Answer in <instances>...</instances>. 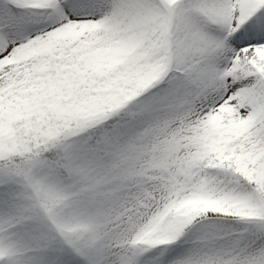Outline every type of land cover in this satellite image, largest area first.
Listing matches in <instances>:
<instances>
[{"label": "snow or ice", "instance_id": "6c2138e0", "mask_svg": "<svg viewBox=\"0 0 264 264\" xmlns=\"http://www.w3.org/2000/svg\"><path fill=\"white\" fill-rule=\"evenodd\" d=\"M0 264H264V0H0Z\"/></svg>", "mask_w": 264, "mask_h": 264}]
</instances>
